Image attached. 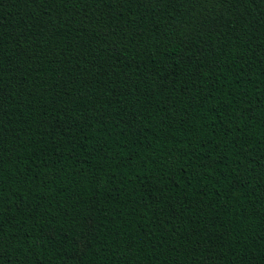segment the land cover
<instances>
[{"label": "trees", "instance_id": "obj_1", "mask_svg": "<svg viewBox=\"0 0 264 264\" xmlns=\"http://www.w3.org/2000/svg\"><path fill=\"white\" fill-rule=\"evenodd\" d=\"M0 264H264V0H0Z\"/></svg>", "mask_w": 264, "mask_h": 264}]
</instances>
